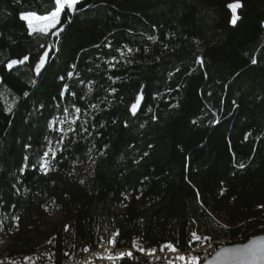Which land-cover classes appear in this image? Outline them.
<instances>
[{
  "label": "trees",
  "instance_id": "obj_1",
  "mask_svg": "<svg viewBox=\"0 0 264 264\" xmlns=\"http://www.w3.org/2000/svg\"><path fill=\"white\" fill-rule=\"evenodd\" d=\"M54 8L0 0V264L264 234V0H81L29 35Z\"/></svg>",
  "mask_w": 264,
  "mask_h": 264
},
{
  "label": "built area",
  "instance_id": "obj_2",
  "mask_svg": "<svg viewBox=\"0 0 264 264\" xmlns=\"http://www.w3.org/2000/svg\"><path fill=\"white\" fill-rule=\"evenodd\" d=\"M116 232H112L106 238L101 237L94 244L85 246L81 252L72 254L66 264H200L215 254L219 248L225 246L224 241H212L208 236L198 234L196 235L202 238L200 240H194L193 238L192 242L195 245L187 251H172L168 248L161 251V246L165 244L147 246L138 237L126 240L120 239V235L115 236L116 243L113 245L109 241ZM199 243L204 245H199ZM138 247H143L146 251L140 252ZM84 249L88 250L84 251ZM151 249H156V251L151 253ZM128 251L133 253L132 257H119V253ZM109 255L114 258L108 259ZM180 256H183L184 259H179ZM193 256L199 257V260L194 262L191 259Z\"/></svg>",
  "mask_w": 264,
  "mask_h": 264
},
{
  "label": "snow or ice",
  "instance_id": "obj_3",
  "mask_svg": "<svg viewBox=\"0 0 264 264\" xmlns=\"http://www.w3.org/2000/svg\"><path fill=\"white\" fill-rule=\"evenodd\" d=\"M80 2L81 0H54L55 8L54 10L48 12L47 14L40 15L36 12L22 13L20 15V19L23 21H26L27 30H28L29 35H33L35 33L47 35L50 32V30L56 29V31L52 32L51 34L58 37L60 33L63 31V28H57V25L60 24L61 22V14L65 12V8L70 9L73 12H75L77 10L76 9L77 4ZM229 7L231 8L232 13H233L230 23L232 25H236L237 21L240 19V17L236 14V10L241 8L242 5L239 2H235V3L230 4ZM65 15H67V13H65ZM148 39L155 40L156 37H148ZM127 51L128 53H132L133 49L128 48ZM121 54L123 55V52H121ZM48 56H49V53L45 51L43 55L40 57L39 62L35 65V71L38 75L40 74L41 69L44 68ZM28 59H29L28 55H25L20 60L11 59L7 63V68L12 69L16 65L24 64L25 61H28ZM256 62L257 61L255 59L252 60V63H256ZM197 63L203 65V58L198 57ZM113 91H115V89H113ZM24 95L26 96L27 93H24ZM142 99H143V95L141 93L136 99V102L131 105V111L133 114H135L137 106L140 104ZM8 110L11 111L12 109L9 108ZM76 111L79 112L80 109L77 108ZM45 155L47 156V153H45ZM145 155H147V153H145ZM238 167L240 169H243L245 165L241 163L238 165ZM197 196L199 197V192H197ZM261 207H264V205H262ZM17 219L19 218L17 217ZM118 235H119V232L117 231L115 235L113 236V238L109 241V243L114 245L116 243L115 236H118ZM192 236L194 240H200L202 238L196 235V233H192ZM49 243H51V240L49 241ZM133 243L135 244V241ZM165 248L171 249L172 251H176L175 247L171 243L162 245L160 250L163 251ZM87 250L88 249H84V251H87ZM138 251L145 252L146 250L143 247H138ZM155 251L156 249L150 250L151 253H154ZM227 251H232V250H227ZM237 251H241V250H237ZM242 251L248 258L252 260L264 261V241H260L258 244L254 241L250 245H245ZM132 255L133 253L131 251H128L126 253L124 252L119 253L120 258L132 257ZM113 258L114 257L111 255L108 256V259L110 260ZM179 259L183 260L184 257L180 256ZM191 259L195 262L199 260V257L193 256Z\"/></svg>",
  "mask_w": 264,
  "mask_h": 264
},
{
  "label": "water",
  "instance_id": "obj_4",
  "mask_svg": "<svg viewBox=\"0 0 264 264\" xmlns=\"http://www.w3.org/2000/svg\"><path fill=\"white\" fill-rule=\"evenodd\" d=\"M254 241L257 244L260 241H264V234L253 236L244 243L227 244L225 246H222L216 251L215 254H213L211 257L207 258L204 262H201L200 264H264V261L252 260L248 258L242 251L245 245H250Z\"/></svg>",
  "mask_w": 264,
  "mask_h": 264
},
{
  "label": "rangeland",
  "instance_id": "obj_5",
  "mask_svg": "<svg viewBox=\"0 0 264 264\" xmlns=\"http://www.w3.org/2000/svg\"><path fill=\"white\" fill-rule=\"evenodd\" d=\"M59 121H60V124H62L64 122V119H60ZM0 213H1V209H0ZM9 244H10V240L8 238H3L2 244L0 246V258H2L3 256L6 255V249H7V246ZM199 245H204V244L203 243H199ZM225 245H227V244L225 243Z\"/></svg>",
  "mask_w": 264,
  "mask_h": 264
},
{
  "label": "bare ground",
  "instance_id": "obj_6",
  "mask_svg": "<svg viewBox=\"0 0 264 264\" xmlns=\"http://www.w3.org/2000/svg\"><path fill=\"white\" fill-rule=\"evenodd\" d=\"M224 245H225V241H224ZM69 262V259L68 260H66L65 262H64V264H66V263H68Z\"/></svg>",
  "mask_w": 264,
  "mask_h": 264
}]
</instances>
